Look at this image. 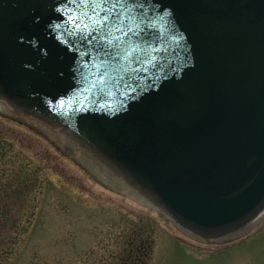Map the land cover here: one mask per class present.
<instances>
[{"label":"water","instance_id":"95a60500","mask_svg":"<svg viewBox=\"0 0 264 264\" xmlns=\"http://www.w3.org/2000/svg\"><path fill=\"white\" fill-rule=\"evenodd\" d=\"M0 97L200 236L264 208V0H0Z\"/></svg>","mask_w":264,"mask_h":264},{"label":"rangeland","instance_id":"374dc122","mask_svg":"<svg viewBox=\"0 0 264 264\" xmlns=\"http://www.w3.org/2000/svg\"><path fill=\"white\" fill-rule=\"evenodd\" d=\"M61 130L0 97V191L10 186L6 193L20 197L10 205L21 208L13 230L15 236L21 233L12 236L0 264H264V217L240 245L208 253L200 245L213 239L186 233ZM115 180L145 202L117 190ZM140 237L146 240L143 245ZM132 238L147 250H134L141 261L126 260Z\"/></svg>","mask_w":264,"mask_h":264},{"label":"trees","instance_id":"16d2710c","mask_svg":"<svg viewBox=\"0 0 264 264\" xmlns=\"http://www.w3.org/2000/svg\"><path fill=\"white\" fill-rule=\"evenodd\" d=\"M18 183L20 184L21 182L18 181ZM3 187H4V191H0V257H2L1 255L7 251L6 250L7 245L11 242L12 236L17 237L21 233L19 229V232L15 236V232L13 231L14 227L18 228L19 223L17 221L19 218H21L20 211H19L21 208L19 210L17 208L16 210L15 208L13 209V207L10 205L11 203H14L20 197L15 194L8 195L6 193L7 190L5 191V189L8 188L9 190L11 188L10 186L9 187L3 186ZM21 199L25 200V196L21 197ZM132 240H135V238H132L130 241L128 240L129 242H127V246H126L127 251H128L127 254H128V257L130 258H127L126 260L127 261L140 260L141 261L140 257H136L137 256L136 254L141 251L140 249H144L146 251L145 252L146 254L147 250L146 248L141 247L139 244H136V242H132ZM137 240H139V238H137ZM145 241H146L145 239L143 240V238L140 237V242L142 243L141 245H143ZM134 250L137 251L136 254Z\"/></svg>","mask_w":264,"mask_h":264},{"label":"bare ground","instance_id":"6f19581e","mask_svg":"<svg viewBox=\"0 0 264 264\" xmlns=\"http://www.w3.org/2000/svg\"><path fill=\"white\" fill-rule=\"evenodd\" d=\"M61 132L62 133H64V135L66 136V137H68V138H72V136L67 132V131H65L64 129L63 130H61ZM73 139V138H72ZM89 161H91L92 162V160H90V159H88ZM92 167H93V169H96V170H98V171H104V170H107V169H101L100 167H98V166H95L94 164H90ZM105 172H107V171H105ZM106 177V176H105ZM113 185L115 186V188L117 189V190H119V191H122L123 190V192H129V194H133V196L135 197V198H137V199H139V200H141V201H143V202H145L144 200L145 199H143L142 197H140L137 193H136V191H134L133 189H131V188H129L125 183H123V181H117V180H115V184L113 183ZM262 217H264V209L260 212V213H258L255 217H254V219L251 221V222H249V224L246 226V228L247 229H249L251 226H253L256 222H258ZM261 232V231H260ZM254 237H252L251 239H253ZM250 239V240H251Z\"/></svg>","mask_w":264,"mask_h":264},{"label":"flooded vegetation","instance_id":"af4514ba","mask_svg":"<svg viewBox=\"0 0 264 264\" xmlns=\"http://www.w3.org/2000/svg\"><path fill=\"white\" fill-rule=\"evenodd\" d=\"M241 243H239V244H233V245H231L232 247H235V246H238V245H240ZM231 248V247H230ZM227 250V249H226ZM229 250V249H228Z\"/></svg>","mask_w":264,"mask_h":264}]
</instances>
